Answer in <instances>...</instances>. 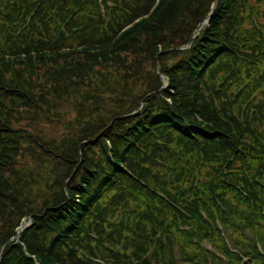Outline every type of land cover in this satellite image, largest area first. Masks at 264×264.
I'll return each instance as SVG.
<instances>
[{"label": "trees", "instance_id": "trees-1", "mask_svg": "<svg viewBox=\"0 0 264 264\" xmlns=\"http://www.w3.org/2000/svg\"><path fill=\"white\" fill-rule=\"evenodd\" d=\"M0 264H264V0H0Z\"/></svg>", "mask_w": 264, "mask_h": 264}, {"label": "rangeland", "instance_id": "rangeland-1", "mask_svg": "<svg viewBox=\"0 0 264 264\" xmlns=\"http://www.w3.org/2000/svg\"><path fill=\"white\" fill-rule=\"evenodd\" d=\"M153 71H154V73L156 71V73L158 75L160 74V68L159 67L158 68L155 67V70H153ZM161 77L164 79V81H166V82L168 81L167 77H165L164 75H161ZM57 98H58V96L51 97V99H53V101H55V103H54L55 107L53 108V107H49L48 106L49 108H47V109H50V111H48L46 109L48 111V113H45L47 111H44L43 110L38 115V120H36L35 122H33L34 123V127H32L33 129L31 131L34 134H35V132H37L39 134V136L44 141H46L50 146L58 147V148H56L58 150V149H62L63 148V146H62L63 145V141L66 140V139H69L68 136L70 134H75V130L72 131V132H70V133H68V134H66V135H64V132H62L61 131V128H60L61 123L57 119H55L54 117L56 115H61L62 114V111L65 112V113H67V114L72 113L75 106L73 105V101H65V99H64L63 102H61V100H59ZM66 99H68V98H66ZM82 104H84V103H82ZM109 109L110 110H114L115 108L113 109V105L112 106L109 105ZM78 118H82V117H78ZM83 120H86V119H83ZM24 124H27V122H22L21 124H19V125H21V126L18 125L19 126V129L20 128L21 129H24V127L22 126ZM82 126L83 125H81V126L78 127L79 128V131L82 130ZM36 143L39 145V142H36ZM24 146H26V143H24ZM38 151H40V150L38 149ZM46 179L47 180L46 181L44 180V182H43V185L44 186L47 185L48 182L50 181L49 178H46ZM34 190H36V189H34ZM38 195H39V193L34 194V196H38ZM30 219H31V217H29L28 220L23 219V223L21 224L20 227L24 229L27 225L30 224L29 223L30 222ZM14 238H17V237H14ZM206 246L210 247V245L207 244V243H206ZM175 253H176V260H177L178 263H180L179 255H178L179 254V251H178L177 247H175Z\"/></svg>", "mask_w": 264, "mask_h": 264}, {"label": "water", "instance_id": "water-1", "mask_svg": "<svg viewBox=\"0 0 264 264\" xmlns=\"http://www.w3.org/2000/svg\"><path fill=\"white\" fill-rule=\"evenodd\" d=\"M197 33H198V30L196 31L195 35H197ZM192 41H193V39L191 40L190 44L192 43ZM190 44H189V45H190ZM189 45H188V46H189ZM19 234H20V233H19Z\"/></svg>", "mask_w": 264, "mask_h": 264}, {"label": "bare ground", "instance_id": "bare-ground-1", "mask_svg": "<svg viewBox=\"0 0 264 264\" xmlns=\"http://www.w3.org/2000/svg\"><path fill=\"white\" fill-rule=\"evenodd\" d=\"M32 222H33V221H32ZM32 222H31L29 225H27V227L30 226V225L32 224ZM19 237H20V234H19V236H18L17 238H19ZM14 239H15V238H14Z\"/></svg>", "mask_w": 264, "mask_h": 264}]
</instances>
